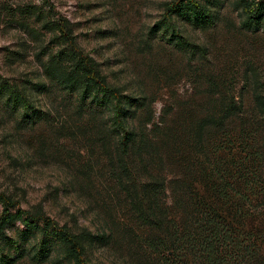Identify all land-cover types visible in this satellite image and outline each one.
Returning <instances> with one entry per match:
<instances>
[{"label": "rangeland", "instance_id": "1", "mask_svg": "<svg viewBox=\"0 0 264 264\" xmlns=\"http://www.w3.org/2000/svg\"><path fill=\"white\" fill-rule=\"evenodd\" d=\"M171 1L0 0V80L25 92L32 105L24 115L0 95V193L73 234H87L88 264L140 263L128 174L147 178L148 168L173 178L196 163V134L206 117H219L232 101L244 104L246 124L259 127L252 138L264 143V17L257 30L248 29L242 0H216L208 29L172 20L196 46L182 50L164 22ZM31 4L66 19L77 48L111 87L134 99L126 125L137 135L129 158L121 156L112 110L46 73L51 54L67 45L22 12ZM241 126L234 118L228 129ZM47 240L49 256L40 262L41 235L13 224L0 239V264H72L60 243Z\"/></svg>", "mask_w": 264, "mask_h": 264}, {"label": "trees", "instance_id": "2", "mask_svg": "<svg viewBox=\"0 0 264 264\" xmlns=\"http://www.w3.org/2000/svg\"><path fill=\"white\" fill-rule=\"evenodd\" d=\"M216 3L174 0L166 5L164 22L171 24L167 27L172 29L175 46L188 51L196 48L173 27L172 20L182 18L208 29L216 21L212 11ZM242 4L245 26L257 30L264 17V1L242 0ZM22 9L43 22L46 30L58 32L67 45L51 54L46 73L66 90L79 91L84 99L112 110L121 135V156L129 158L137 135L126 125L134 99L111 87L95 62L77 48L66 19L33 4ZM0 95L22 108L24 115L32 109L28 95L7 80H0ZM243 109L244 104L232 101L219 117H206L195 140L201 158L173 178L168 172L151 174L148 168L143 170L148 171L147 178L135 180L128 174L129 208L141 232L139 264H264V143L252 138L259 127L246 124ZM234 118L241 121V131L228 129ZM0 206V239L21 221L27 231L41 235L38 261L49 256L50 239L61 244L72 264H88L84 258L87 234H73L42 213L17 207V202L1 193Z\"/></svg>", "mask_w": 264, "mask_h": 264}]
</instances>
